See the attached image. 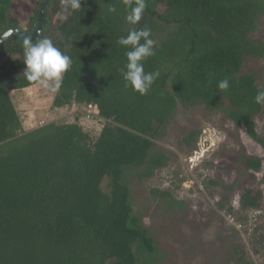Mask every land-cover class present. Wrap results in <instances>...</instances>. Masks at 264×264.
<instances>
[{
  "label": "trees",
  "instance_id": "obj_1",
  "mask_svg": "<svg viewBox=\"0 0 264 264\" xmlns=\"http://www.w3.org/2000/svg\"><path fill=\"white\" fill-rule=\"evenodd\" d=\"M36 2L25 28L36 22ZM11 0H0V35L19 28ZM115 13H108L110 6ZM61 0H48L41 38H50L71 57L52 109L92 108L101 127L78 121H49L24 130L12 93L36 85L23 75L24 41L8 35L0 44V264H161L162 254L143 216L135 210L131 182L154 176L169 162L157 147L178 108L221 113L264 149L253 116L264 113L254 97L253 72H242L248 57L264 56V37L256 35L264 0H146L138 24L125 21L122 0H81V9L61 20ZM58 13L52 20V14ZM132 27L149 28L155 55L143 61L145 72L160 75L146 95L129 87L120 69L126 51L117 43ZM4 56L6 59L2 60ZM227 78L230 87L218 89ZM199 130L189 129L182 141L197 149ZM240 170L250 180L262 159L241 154ZM106 180V189L103 181ZM261 182L264 183V172ZM239 224L256 210L262 191L237 183ZM233 184L225 186L218 206L227 213ZM152 199L170 208L171 191L150 188ZM264 228L257 224L254 231ZM260 243L263 234L257 235ZM254 243V241H253ZM254 243V244H255ZM253 248L255 246L253 245ZM234 250H237L236 248ZM239 258H241L239 256Z\"/></svg>",
  "mask_w": 264,
  "mask_h": 264
},
{
  "label": "rangeland",
  "instance_id": "obj_2",
  "mask_svg": "<svg viewBox=\"0 0 264 264\" xmlns=\"http://www.w3.org/2000/svg\"><path fill=\"white\" fill-rule=\"evenodd\" d=\"M38 0H11L10 11L24 29L27 19ZM66 6L67 0H61ZM58 13L52 14V20ZM256 35L264 37V15L259 20ZM242 72H253L257 84L264 86V56L248 57ZM12 100L22 118L24 130L49 121L70 123L76 110L52 109V93L39 84L12 93ZM85 113V114H82ZM92 108L80 109L78 121L87 128L97 129L101 124L89 118ZM254 129L264 136V113L253 116ZM199 130L197 149L190 150L182 141L186 130ZM157 147L168 152L166 167L154 176L131 182V196L135 210L143 216L152 237L162 254L161 264H264V228L254 231L257 224H264V149L246 134L242 124L235 125L221 113H209L201 108L183 110L180 107L166 126L165 133L157 139ZM241 154L255 155L262 159L261 170L250 180L247 172L240 170L237 160ZM106 180L103 181L106 189ZM237 183L262 191L261 205L246 212V221L239 224ZM233 184L228 193V204L234 214L218 206L225 188ZM168 188L175 200L170 208L152 199L149 189ZM263 234L260 243L257 235ZM254 241V243H253ZM253 245L255 248H253ZM237 250H234V249ZM239 256L241 258H239Z\"/></svg>",
  "mask_w": 264,
  "mask_h": 264
},
{
  "label": "clouds",
  "instance_id": "obj_3",
  "mask_svg": "<svg viewBox=\"0 0 264 264\" xmlns=\"http://www.w3.org/2000/svg\"><path fill=\"white\" fill-rule=\"evenodd\" d=\"M126 9V23L135 26L141 20L146 0H122ZM81 9V0H67L64 10L60 13L61 20L67 19L71 12ZM108 13H115L116 7L110 6ZM149 28L132 27L126 36L118 38L117 43L125 48L126 64L120 69L125 87H131L140 95H146L159 77V71L145 72L143 61L155 55L156 41L151 38ZM23 75L29 82L39 84L42 88L57 93L62 86L64 74L70 69L72 60L69 55L55 46L54 42L44 37L36 42L31 38L24 41ZM218 89L226 91L230 87L227 78L218 82ZM257 104H264V88L257 90L254 97Z\"/></svg>",
  "mask_w": 264,
  "mask_h": 264
},
{
  "label": "water",
  "instance_id": "obj_4",
  "mask_svg": "<svg viewBox=\"0 0 264 264\" xmlns=\"http://www.w3.org/2000/svg\"><path fill=\"white\" fill-rule=\"evenodd\" d=\"M48 0H42L41 4L39 6L37 15H36V22L31 28L29 32H26L20 28H10L5 30L1 35H0V44L3 42V40L10 34H16L19 39L22 41H25L28 38H31L32 41H35L41 34L43 27H44V11L46 9ZM7 56H4V59H6Z\"/></svg>",
  "mask_w": 264,
  "mask_h": 264
}]
</instances>
